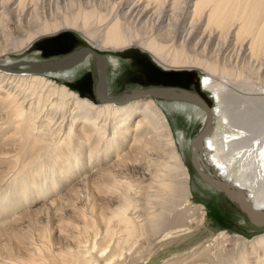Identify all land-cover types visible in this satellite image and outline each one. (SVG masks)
Here are the masks:
<instances>
[{"label": "bare ground", "instance_id": "bare-ground-1", "mask_svg": "<svg viewBox=\"0 0 264 264\" xmlns=\"http://www.w3.org/2000/svg\"><path fill=\"white\" fill-rule=\"evenodd\" d=\"M45 1L0 0V264H264V227L251 236L213 232L205 205L192 200L183 141L179 151L166 105L203 110L200 127L205 110L186 100L129 97L146 88L111 95L108 71L115 75L110 53L128 48L165 70H200L214 104L204 102L212 118L199 161L264 211V0H67L70 13L52 22L40 18ZM69 28L86 47L8 61ZM86 48L102 59L89 51L57 69ZM94 62L99 102L58 76H80ZM65 209L82 222L64 218ZM39 212L47 222L35 234ZM54 217L58 246L46 235ZM202 228L209 239L191 243Z\"/></svg>", "mask_w": 264, "mask_h": 264}, {"label": "rangeland", "instance_id": "rangeland-1", "mask_svg": "<svg viewBox=\"0 0 264 264\" xmlns=\"http://www.w3.org/2000/svg\"><path fill=\"white\" fill-rule=\"evenodd\" d=\"M58 1L61 3H59ZM58 1L57 0H55V1L54 0L53 1L46 0L45 3H43L42 7L40 6V11H39L40 12V18L43 20L46 19L47 21H50V22H52L54 20L62 21L63 13L64 14L68 13V12L70 13L71 10L66 6L67 0H65V1L58 0ZM56 2H58V3H56ZM57 8H59V9H57ZM50 10H51V12H50ZM60 12H62V13H60ZM48 13H50V14H48ZM61 34H67L68 36H73V37L79 38L81 40L82 46L83 45H84V47L87 46L86 41L79 34V32L76 31L75 29H71V28L61 30V31H59L53 35L42 36L41 38H38L37 40L41 41V40H45L48 38H54V37H58ZM34 43L35 42H33V45H34ZM80 46H81V44L77 45V47H80ZM92 49H94L98 53L100 52V51L96 50L95 48H92ZM130 51L131 52H142L145 54V56H147L149 61L151 63H153L156 67H158L161 70L165 68V67L159 65L157 62H155V60L151 57V55L149 53L145 52L144 50H142L140 48H128L124 52H120V51L112 52V53H110L111 51L106 52L108 55L110 53L111 58L114 60V66H112V67L114 68L113 71H114L115 75L114 76L111 75V73H112L110 70L111 68H109V70H108L110 72L109 77L111 76V78H110V86L112 85L111 91H110L111 95H117V94L120 95L124 91H126V90L130 89L132 86H134L132 82L127 80L128 74L126 73L127 70H125V67H127V69H128V65L130 63L129 60L126 59V53L130 52ZM72 52H69L68 54H70ZM64 54H66V53H64ZM64 54H62V56L61 55L60 56H53L51 58H59V57L66 56ZM38 59L48 60L49 58H44L43 56H41L39 53V50L38 49L33 50V46H32L28 50H26L23 54H16L11 60L9 59L8 61H11L12 63H14L17 60L18 61L19 60L38 61ZM89 71L90 70H86L83 73L86 74L85 77L90 81V84H93L96 82V78H95V75H93L94 72H92V77H90L91 74L89 73ZM165 71H172V70L170 69V70H165ZM175 71H179V70H175ZM188 71L195 73L196 77H198L200 80L203 77V74L198 69H192V71L191 70H188ZM83 73H81V74H83ZM58 76L60 77V80L62 82H70L69 79L73 80V81L79 80V79L82 80V78H76V77L71 76V75H68V77H67L65 75L60 74ZM58 76H56V77H58ZM116 76H118V77H116ZM252 83L253 82H251V85H254ZM94 87L91 86V89L89 91V94H91L92 97H95ZM205 93L209 97V105H210V107H212L214 103L212 102V100H210L211 98L209 96V92L205 90ZM92 97H91V99H92ZM166 107H167V109H166ZM166 107H164L166 109V111L169 113V115L172 114V116L174 117V120H176V122H177L174 125H175V128L178 129V131H176V129H175L173 136L175 139V143L177 145V149L179 151L182 149L181 154L183 155V162L186 165V167L188 168V170L191 172L190 178H192L193 187L195 188L194 192H193L194 197L192 200L195 203H200V204L205 205V207L207 209V213H208L207 224L213 229V232L224 229V230H227L231 233L233 232V233H242L243 234V233L247 232L246 235H248V236L259 233L260 231L262 232L263 227L257 228L254 225H252L251 223H249L245 219L243 213L240 211V209L238 208V206L235 203H233L231 200H229L221 190L215 189V188H210L205 182H203L198 177L194 168L192 167V164L190 162V142H191L193 136L201 128L200 126H201V123L203 122V119H204L203 118L204 111L203 110L199 111L198 109H195V108H186L183 105H180V106L170 105V107H168V105H166ZM191 116H193V117L190 119ZM9 132H10V130L4 131L3 137L7 136V134ZM179 141H183V145H182L181 149H180V142ZM178 142H179V144H178ZM185 143H186V145H185ZM188 145H189V148H188ZM2 166L3 165H0V168ZM201 168L205 171V169H204L205 167H203L202 164H201ZM203 183L206 184V186ZM202 185L205 186V188L202 187ZM212 190H216V194L212 193ZM45 201H47V200L36 201V202H33V203L26 205V206L29 208H32L35 205H38L39 203H42ZM29 208H27V209H29ZM42 211L43 210H40L41 214L43 213V215H44V212H42ZM40 212L37 213L35 215V217L33 218L35 221V224H36V225H34V231H33L35 234L38 232L39 228L41 229L42 228L41 226H43L45 224V222H47V220L44 218L45 216L41 215ZM61 213H63L64 218H71L72 217L71 219H77L75 222H77V223L82 222V219L78 218V217H80L79 213L74 214L73 212L69 211L68 209L63 210ZM66 213H67V215H66ZM69 214H70V216H69ZM84 214H86V213H84ZM86 215H88V214H86ZM58 221H59L58 218H55V217L50 218L49 223L53 222L52 223L53 225L49 224V225H51V226H49V227H51V231H50V233H46L48 243H50L53 246L59 245L58 244L59 239L55 240V236H57V234H58V231L55 229V227H56L55 225H56V222H58ZM68 221H71V220H68ZM243 222H245L248 227H246V225L243 224ZM77 223L72 224L71 222H67L66 224L67 225H75ZM57 224H59V223H57ZM36 229H37V231H36ZM206 233H208L207 230L202 228V231H200L199 233H196L193 236L191 243H195V242L201 240L202 238H204V241L206 240V238L209 239L210 236H207ZM209 234L211 235L213 233H209ZM31 241L36 242V240H31ZM11 243H14V240H11ZM184 246H186V245L180 244L179 246L174 247L171 250L179 251L182 248H184Z\"/></svg>", "mask_w": 264, "mask_h": 264}, {"label": "flooded vegetation", "instance_id": "flooded-vegetation-1", "mask_svg": "<svg viewBox=\"0 0 264 264\" xmlns=\"http://www.w3.org/2000/svg\"><path fill=\"white\" fill-rule=\"evenodd\" d=\"M79 44H81V46L77 47V45ZM83 47L84 45L82 46L81 40L79 38L68 36L67 34H61L58 37L35 41L33 50L38 49L41 56H43L44 58L52 59L51 57L53 56H62V54L64 53L68 54L73 50V52H75L76 50L82 49ZM126 59H128L130 62L128 65V69L127 67H125V70L128 71H126V73L128 74L127 80L132 82L134 85L131 88L172 87L178 90H185L194 93L209 105V97L205 93V89L201 86V80L196 77L195 73L189 71H165L164 69L161 70L153 63H151L147 56H145V54L142 52H127ZM95 71L96 66L94 62L92 70L89 71V73L91 74L90 77H92V72L95 73ZM94 73L93 75H95ZM85 75L86 74L83 73L80 74V76L76 77L82 78V80H69L71 87L80 94L82 93L81 95H85L91 98L92 95L89 94V91L91 89V86H95V97H92V99L99 102L97 98L98 95L96 93L98 78L95 75L96 82L90 84V81L85 77ZM108 95L110 96V94Z\"/></svg>", "mask_w": 264, "mask_h": 264}, {"label": "water", "instance_id": "water-1", "mask_svg": "<svg viewBox=\"0 0 264 264\" xmlns=\"http://www.w3.org/2000/svg\"><path fill=\"white\" fill-rule=\"evenodd\" d=\"M91 51V53L97 58L102 59V55L97 53L96 51H92L89 48H86L80 54L77 55V57H74L69 62L65 59H62L58 65H56L57 69H61L64 66L71 64L72 62L75 63L79 60H81L87 52ZM67 55V54H65ZM65 58V57H64ZM34 67V66H32ZM37 68H43L41 67H34V69ZM46 68H52V66H46ZM30 70L32 68H29ZM184 71V70H183ZM101 83L102 88L101 91L104 93L103 88V77H101ZM153 96L155 98L160 99H171V100H186L192 103H195L196 105H199L202 107L206 112V120L200 130L193 136L191 142H190V162L192 164V167L194 168L196 174L199 176V178L206 182L210 187L216 188L221 190L224 195L231 200L233 203H235L240 211L243 213L245 219L254 225L257 228L264 227V211L256 210L252 208L250 205L246 204L240 197V194L234 190H232L226 183H224L221 180H218L213 176V174L208 170L207 167H205V171L201 168V163L199 161V158H201L200 153L198 152V147L200 144H202L204 136L207 134V132L210 129L211 125V109L204 103V101L196 94L185 91V90H178L176 88L172 87H150L146 89H134L132 93L129 94V97L134 96ZM101 99L104 98V94L101 95ZM120 103V102H116Z\"/></svg>", "mask_w": 264, "mask_h": 264}]
</instances>
